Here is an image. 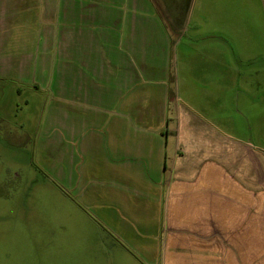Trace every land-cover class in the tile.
I'll return each instance as SVG.
<instances>
[{
    "label": "crops",
    "instance_id": "obj_1",
    "mask_svg": "<svg viewBox=\"0 0 264 264\" xmlns=\"http://www.w3.org/2000/svg\"><path fill=\"white\" fill-rule=\"evenodd\" d=\"M163 1L0 0V75L48 88L36 149L57 150L58 184L115 247L148 264H264V149L170 116Z\"/></svg>",
    "mask_w": 264,
    "mask_h": 264
},
{
    "label": "rangeland",
    "instance_id": "obj_2",
    "mask_svg": "<svg viewBox=\"0 0 264 264\" xmlns=\"http://www.w3.org/2000/svg\"><path fill=\"white\" fill-rule=\"evenodd\" d=\"M161 9L171 39L170 116L173 104L184 107L225 138L264 149V39L254 0H164ZM44 89L0 75V264H148L115 247L99 221L87 220L95 209L58 184L49 163L57 150L45 157L36 149Z\"/></svg>",
    "mask_w": 264,
    "mask_h": 264
}]
</instances>
